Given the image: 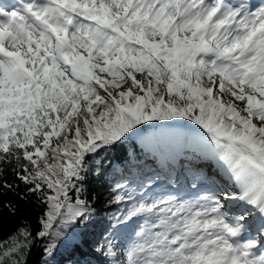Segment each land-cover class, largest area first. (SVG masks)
<instances>
[{"label": "snow or ice", "instance_id": "obj_1", "mask_svg": "<svg viewBox=\"0 0 264 264\" xmlns=\"http://www.w3.org/2000/svg\"><path fill=\"white\" fill-rule=\"evenodd\" d=\"M148 128L144 157L114 173L126 207L94 249L104 264H264V0L0 6V196L45 206L0 264H27L37 240L48 264L92 219L93 162Z\"/></svg>", "mask_w": 264, "mask_h": 264}, {"label": "trees", "instance_id": "obj_2", "mask_svg": "<svg viewBox=\"0 0 264 264\" xmlns=\"http://www.w3.org/2000/svg\"><path fill=\"white\" fill-rule=\"evenodd\" d=\"M135 138L136 136L131 137L117 151L105 154V156H101L93 162L92 171L86 175L83 181V194L81 197L88 201L90 210L96 212V214L92 213V219L88 224L90 229L86 230L83 226L77 227L69 239L58 244L55 251L58 256L52 261H48V264H104V258L96 253L94 249L97 242L102 240L111 218L118 215L122 208L126 207L125 204L118 205L110 203V201L113 197L114 173L123 168L133 154H138L140 157L142 155ZM8 180L19 183L10 175ZM23 188L24 186L21 184L20 194H22ZM9 202L15 206L16 212L14 215L10 214L6 208L0 212V241L6 240L16 231L17 227L23 224L29 225L35 234L38 229V220L43 215L45 206L39 203L36 197L29 196L26 200H22L19 198V194L15 192H4L0 196V204ZM77 236L88 246L87 251L80 249L78 246H72L71 242ZM47 243L46 240H37L34 243L27 255V264H43L42 249ZM72 247L81 251L68 254ZM63 253L67 254L68 257H66L67 255L64 257L59 256Z\"/></svg>", "mask_w": 264, "mask_h": 264}, {"label": "rangeland", "instance_id": "obj_3", "mask_svg": "<svg viewBox=\"0 0 264 264\" xmlns=\"http://www.w3.org/2000/svg\"><path fill=\"white\" fill-rule=\"evenodd\" d=\"M147 130L146 132H143L139 137H137L139 143L142 144V138L145 137V136H150L151 134H149V132H156L155 129H152V128H148V129H145ZM144 130V131H145ZM184 131H187V129H184ZM200 149L198 148L197 151H199ZM214 161V160H213ZM214 165H215V161H214ZM213 164H211L210 168H213L214 169V166ZM161 182H165V181H161ZM69 254H72V253H69ZM57 257V253L55 252L54 255L52 257H48V261H52L53 259H55Z\"/></svg>", "mask_w": 264, "mask_h": 264}, {"label": "bare ground", "instance_id": "obj_4", "mask_svg": "<svg viewBox=\"0 0 264 264\" xmlns=\"http://www.w3.org/2000/svg\"><path fill=\"white\" fill-rule=\"evenodd\" d=\"M149 134L153 135L154 132H149ZM151 135H150V136H151ZM164 185H165V183H163V186H164ZM232 190H233V189L229 187V191H232Z\"/></svg>", "mask_w": 264, "mask_h": 264}]
</instances>
